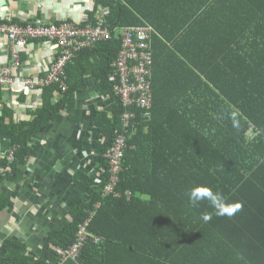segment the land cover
I'll return each instance as SVG.
<instances>
[{
  "label": "trees",
  "instance_id": "1",
  "mask_svg": "<svg viewBox=\"0 0 264 264\" xmlns=\"http://www.w3.org/2000/svg\"><path fill=\"white\" fill-rule=\"evenodd\" d=\"M97 7L109 11L110 40L75 54L64 69L66 90L42 88L30 122L0 124L12 152V160L10 152L0 160V185L16 181L31 138L73 102L87 76L105 98L93 117L103 138L100 182L89 185L62 230L47 234L39 255L4 239L0 264H264V0H95ZM86 23H95L93 12ZM146 25L154 30L151 117L143 121L134 110L119 196L103 197V154L125 111L108 81L120 46L114 31ZM233 112L239 128L232 127ZM197 185L242 209L221 217L207 201L190 206L187 193ZM8 203L0 193V211ZM88 217L79 257L62 262L55 248H68Z\"/></svg>",
  "mask_w": 264,
  "mask_h": 264
},
{
  "label": "crops",
  "instance_id": "2",
  "mask_svg": "<svg viewBox=\"0 0 264 264\" xmlns=\"http://www.w3.org/2000/svg\"><path fill=\"white\" fill-rule=\"evenodd\" d=\"M0 22L18 25L40 19L56 24L87 22L95 0H4ZM3 3V2H2ZM95 22V19H94ZM0 35V74L9 81L0 87V124L30 122L42 106V88L36 85L57 56L54 42L33 40L19 49ZM26 81H32L28 86ZM105 98L94 91L91 77L64 106L55 120L42 127L28 143L29 156L18 168L13 183L3 182L0 193L8 200L0 211V242L26 245L28 255H39L49 232L60 231L72 220L89 185L102 172L103 138L93 124L95 112L103 110ZM9 112L10 116H5ZM10 152V139L0 131V160ZM4 169V168H2Z\"/></svg>",
  "mask_w": 264,
  "mask_h": 264
},
{
  "label": "built area",
  "instance_id": "3",
  "mask_svg": "<svg viewBox=\"0 0 264 264\" xmlns=\"http://www.w3.org/2000/svg\"><path fill=\"white\" fill-rule=\"evenodd\" d=\"M108 13L107 8L97 7L93 11L95 23L84 25L66 21L50 24L40 19L25 25H18L6 20L0 22V35L4 36L14 46L15 51L12 58L15 63L18 60L19 49L24 48L28 42L33 40L54 42L57 56L45 77L36 85L44 88L56 84L58 89L63 92L66 90L64 69L75 54L83 49L93 48L99 42L110 40L111 32L104 26V17ZM153 33L154 30L148 25L122 27L114 31V37L119 39L120 46L112 63L113 74L109 75L108 81L113 84L114 94L125 111L121 116V131L115 132L111 148L103 154L108 169L107 179L102 188L103 197L119 196L115 189L119 183L128 131L135 129L133 123L134 110H140L139 117L143 121H149L151 117L150 66L152 56L150 37ZM8 81L5 76L0 74V87ZM26 84L33 86L32 81H26ZM7 158L9 161L12 160V152ZM3 170L8 171L7 168ZM99 182L100 179L96 181V183ZM90 217L78 227L75 240L68 248H55L62 262L79 257L88 237L86 228Z\"/></svg>",
  "mask_w": 264,
  "mask_h": 264
},
{
  "label": "clouds",
  "instance_id": "4",
  "mask_svg": "<svg viewBox=\"0 0 264 264\" xmlns=\"http://www.w3.org/2000/svg\"><path fill=\"white\" fill-rule=\"evenodd\" d=\"M233 128H239L240 121L237 113H230ZM190 206L198 207L201 202L207 201L213 208L215 215L232 217L242 209L240 202H228L222 192L214 191L207 185H197L187 193ZM205 222L212 219L211 213H204L201 217Z\"/></svg>",
  "mask_w": 264,
  "mask_h": 264
},
{
  "label": "water",
  "instance_id": "5",
  "mask_svg": "<svg viewBox=\"0 0 264 264\" xmlns=\"http://www.w3.org/2000/svg\"><path fill=\"white\" fill-rule=\"evenodd\" d=\"M3 2V3H2ZM5 5L4 0H0V6Z\"/></svg>",
  "mask_w": 264,
  "mask_h": 264
}]
</instances>
